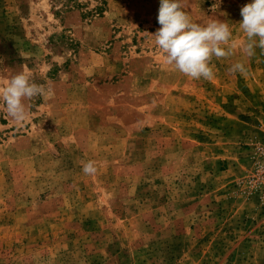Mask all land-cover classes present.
<instances>
[{"label": "rangeland", "instance_id": "rangeland-1", "mask_svg": "<svg viewBox=\"0 0 264 264\" xmlns=\"http://www.w3.org/2000/svg\"><path fill=\"white\" fill-rule=\"evenodd\" d=\"M250 2L184 11L242 39ZM159 4L0 0V82L53 89L22 123L0 101V264H264V57L186 77L154 43Z\"/></svg>", "mask_w": 264, "mask_h": 264}, {"label": "clouds", "instance_id": "clouds-1", "mask_svg": "<svg viewBox=\"0 0 264 264\" xmlns=\"http://www.w3.org/2000/svg\"><path fill=\"white\" fill-rule=\"evenodd\" d=\"M219 3L212 5L215 12ZM184 0H160L158 10L159 29L154 43L164 54L165 62L186 77L211 80L214 77L212 60H228L240 54L248 59L264 57V0H251L240 9L242 20L238 23L243 38L238 39L229 23L220 19L206 24L195 22L184 11ZM259 50V51H257ZM244 60L232 63L228 71L247 74ZM53 89L34 82L32 75L21 71L0 82V101L7 116L17 123L28 118L25 101L36 97L50 98ZM95 162L83 165L85 174L96 172Z\"/></svg>", "mask_w": 264, "mask_h": 264}]
</instances>
